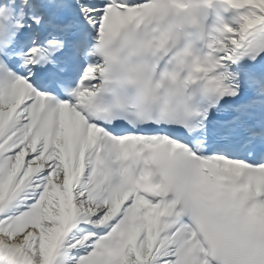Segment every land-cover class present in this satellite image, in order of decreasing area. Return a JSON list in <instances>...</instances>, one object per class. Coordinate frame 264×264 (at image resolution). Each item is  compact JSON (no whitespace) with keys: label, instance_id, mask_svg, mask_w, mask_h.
Listing matches in <instances>:
<instances>
[{"label":"snow or ice","instance_id":"snow-or-ice-1","mask_svg":"<svg viewBox=\"0 0 264 264\" xmlns=\"http://www.w3.org/2000/svg\"><path fill=\"white\" fill-rule=\"evenodd\" d=\"M0 264H264V0H0Z\"/></svg>","mask_w":264,"mask_h":264}]
</instances>
